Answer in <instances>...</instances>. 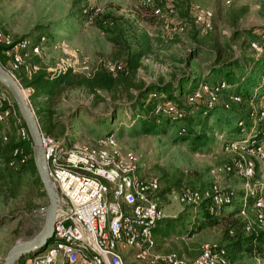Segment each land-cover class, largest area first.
<instances>
[{
  "label": "rangeland",
  "instance_id": "1",
  "mask_svg": "<svg viewBox=\"0 0 264 264\" xmlns=\"http://www.w3.org/2000/svg\"><path fill=\"white\" fill-rule=\"evenodd\" d=\"M195 3L212 9L213 32L203 34L196 26L192 14ZM176 5L178 12L173 19L185 25L183 33L168 31L160 20L152 21L153 17L145 15V9L137 0H0V29L11 32L17 38L34 39L39 36L37 28L47 29V37L58 46L45 47L40 55L31 56L28 63L50 71L73 65L83 57L89 58L94 66L105 62L121 63L127 55L116 43V38L121 36L132 52L141 55L136 70L137 80L169 81L185 73L184 69L191 76L193 74L184 89L187 94L199 87L201 78L207 84L212 83L215 76L211 75V68L217 61L216 57H221L224 62L232 58L234 52L239 55L240 46L248 49L246 37L232 41L230 36L234 29H251L258 33L264 27V5L259 0H188L183 8L176 0ZM86 8L94 16L112 15L116 24L110 26L109 32L98 28L94 19L83 17ZM190 51L193 55L188 56ZM109 97L104 92L95 96L85 90H73L61 96L60 110L74 115L64 138L65 143L82 141L96 146L99 137L113 134L117 147L136 154L141 175L160 180L163 190L159 195L168 193L162 200L165 207H169V214L178 216L185 213L190 220H200L206 208L181 204L176 196L183 189H202L211 185L214 169L229 160L221 150L220 141L226 136H235L238 122L244 120L247 113L234 103L233 107L238 108L240 113L232 114L223 109L229 100L224 94L219 97L220 103L213 115L198 118L192 126L189 124L192 138L188 137V133L186 137L179 135L180 123H166L165 120L158 123L153 133L144 134L142 126L150 121L147 113L109 108L102 100ZM9 134L12 140L16 139L14 126H11ZM203 134L209 137L207 145L192 143V139ZM14 181L17 182L16 191L10 193L6 190L0 197V264H5L13 246L31 240L40 232L48 207V198L44 201L39 197L30 176L14 177ZM223 185L233 189L236 195L233 205L222 211L220 217L236 208L243 195L242 180L227 178ZM188 225L190 229L192 226ZM178 230L180 228L171 232L172 236L164 241L163 248L184 249L188 259L197 257L205 243L222 244L219 226L199 230L190 236H181ZM262 258L264 253L243 252L238 261L230 262L260 264L258 259ZM127 261V264H138V260L131 256L127 257Z\"/></svg>",
  "mask_w": 264,
  "mask_h": 264
},
{
  "label": "built area",
  "instance_id": "2",
  "mask_svg": "<svg viewBox=\"0 0 264 264\" xmlns=\"http://www.w3.org/2000/svg\"><path fill=\"white\" fill-rule=\"evenodd\" d=\"M259 1L264 5V0ZM139 2L152 5L154 0ZM177 12L176 7L168 4L154 7L151 14L163 20L168 31L183 33L185 25L173 19ZM192 14L203 34L214 31V14L210 7L195 3ZM262 37L264 39V29ZM46 44L58 46L46 36L35 41L16 38L11 32L0 29L1 54L7 58L6 63L0 59V65L15 77L28 98L31 88L23 85L18 72L23 67L29 75L36 72L38 67L30 66L28 60L32 55L41 54ZM250 47L257 54H264V42L253 40ZM105 66L115 74L122 68V63L105 62ZM94 67L89 58L83 57L57 71L71 69L89 77ZM228 88L226 82L217 85L201 82L185 99L192 104L207 95V105L213 108L220 103L219 97L224 95L221 92ZM227 96L226 109L231 108L232 103L242 102L240 95L232 93ZM156 110L174 120L183 116L173 102H164ZM248 118L251 127L248 128L242 119L237 124L239 137L222 140L221 150L230 159L214 169L211 185L202 189H183L176 199L194 208L204 206L211 215L221 213L233 205L236 195L233 189L223 185L224 180L238 178L243 181L239 215L245 219V230L264 233V94L251 102ZM22 121L11 93L0 89V141L7 143L10 140L11 126L16 129L18 141L31 140ZM98 142L96 146L82 141L67 144L41 130L48 175L59 193L58 214L52 239L42 249L26 256L24 263L127 264L124 251L136 249L135 257L143 264H231L227 249L213 243L203 244L200 254L191 260L173 252H158L155 229L165 218L159 201L160 180L141 175L136 154L117 147L113 134L99 137ZM29 158L25 148L17 146L8 159L0 156V169L18 168ZM258 260L264 264V258Z\"/></svg>",
  "mask_w": 264,
  "mask_h": 264
},
{
  "label": "trees",
  "instance_id": "3",
  "mask_svg": "<svg viewBox=\"0 0 264 264\" xmlns=\"http://www.w3.org/2000/svg\"><path fill=\"white\" fill-rule=\"evenodd\" d=\"M171 1L172 2H170V0H154L152 5H143L140 2L139 3L142 8L145 9V15L151 17L152 9L157 6L164 7L168 4H172L178 10L176 1ZM83 17L94 19L95 26L108 32L110 31L108 30L110 29V26L116 24L115 18L110 14H102L101 16L98 14L97 16H94V13L91 10H88L86 13L83 11ZM152 17V21L160 20L164 22L154 16ZM37 29L39 36L36 39L31 37L20 38H31L36 41L40 36L47 37V33H49L47 29ZM260 29L261 32L258 33L251 29L246 31L234 29L230 36L232 41L246 37L248 40V49L244 50V48L240 46L241 53L237 55L234 52L232 58L225 60L224 62L221 60V57H216L217 61L211 68V75L215 76L212 79L211 85L226 82L229 85V88L222 91V94L227 95L234 93L242 97V102L235 104L242 107V112L247 113L244 120L248 128L251 127V122L248 118L250 104L264 94V54H257L250 47V42L253 40L264 42L262 37L264 27ZM116 43L121 45L122 49L127 52V55L124 61L121 62L122 68L115 74L108 71L105 63L96 65L92 75L89 77L71 69L61 72L50 71L43 66H40L39 69L31 75L27 73L24 67L18 72V77L22 79L23 85L27 88H31V94L29 96L30 104L43 132L56 139L64 141V138L71 128L70 122L74 115H67V112L63 113V111L60 110L61 96H63L64 93H69L73 90H85L95 96H98L101 92L107 93L110 96L109 99L102 100L109 108L112 107L117 110L123 109L125 112L135 110L143 113L145 111L150 121L149 123L144 122L142 126V133L144 134L153 133L158 126V123L165 120L166 123H180L181 125L178 128L179 135L181 137H186L185 135L188 133V137L192 138V136L189 135L191 131L189 124H193L200 117H210L217 109V106L213 108L208 107L207 95L195 103H187L185 96L189 93L185 94L184 89L187 87L193 74L191 76L189 72H186L187 70L183 69L185 73H182L169 81L158 80L147 82L144 80H137L136 70L139 66L138 60L141 55L132 52L128 42L125 39H122L121 36L116 38ZM47 46L50 45L46 44V47ZM1 49L0 46V59L6 63L7 58L1 55ZM38 55L40 54L32 56ZM189 55H193V51H190L188 53V56ZM30 60L31 59L29 58L28 62ZM29 65L33 66L34 63H30ZM201 79L200 83L206 82L203 78ZM153 94H156L157 96L153 97ZM164 102H173L182 111V118L174 120L170 115L163 112H157L156 109L158 105ZM223 109L232 114L240 113V110L236 107L234 108L233 105L229 109ZM140 113H138V115ZM102 117L106 118L105 116ZM22 122L26 125L24 121ZM235 131V136H226L225 138L227 140H233L239 137L240 130L238 126ZM208 139L209 137L206 136V134H203L202 136H197L192 139V143L198 146H205L207 145ZM220 142L222 144V141ZM17 146L25 148L30 154V158L26 164H23L18 168L5 167L0 169V197L6 193V190L8 192L10 191V193L16 191L17 182L14 181V177L20 178L23 175H28L31 177L34 185L33 187L36 189L39 197L45 201L47 195L33 157L32 140L21 142L18 141L16 137V139L13 140L10 138L7 143H2L0 141V156L8 159L12 150ZM162 190L163 189H160V192ZM240 208L241 205H236V208L230 213L223 215V217H220L221 213L211 215L205 209L204 213L200 215V220L198 221L190 220L188 214L181 213L175 218L161 220L159 222L161 226H157L158 228L155 229V235L161 236V238H169L171 236L169 233L180 228L178 231L181 236H183V234L190 236L199 230L219 226L222 231V244L219 245L224 246L227 249L230 261H238L243 252L255 255L258 253L263 254L264 235L261 232L249 233L245 230L246 222L245 219L239 215ZM188 224L192 226L190 229ZM177 255L181 257L179 254ZM23 261L24 258H21L18 260L17 264H24Z\"/></svg>",
  "mask_w": 264,
  "mask_h": 264
},
{
  "label": "water",
  "instance_id": "4",
  "mask_svg": "<svg viewBox=\"0 0 264 264\" xmlns=\"http://www.w3.org/2000/svg\"><path fill=\"white\" fill-rule=\"evenodd\" d=\"M0 84L13 96L20 115L25 122L33 143V157L48 198V207L43 228L31 240L13 246L7 254L5 264H17L18 260L42 249L53 237L54 224L58 214L59 193L48 175L44 150L41 145V127L30 100L24 94L15 77L0 65Z\"/></svg>",
  "mask_w": 264,
  "mask_h": 264
},
{
  "label": "crops",
  "instance_id": "5",
  "mask_svg": "<svg viewBox=\"0 0 264 264\" xmlns=\"http://www.w3.org/2000/svg\"><path fill=\"white\" fill-rule=\"evenodd\" d=\"M174 1H176V0H174ZM177 1H179L182 5V8H183V5H185V3H187L188 2V0H177ZM170 2H172L171 0H170ZM213 20H214V18H213ZM2 55V54H1ZM3 56V55H2ZM207 187V186H206ZM163 187H161V189H162ZM202 188H205L204 186L202 187ZM160 194V193H159ZM166 195H168V193H166ZM166 195H159V201H160V203H161V206L163 207V209H164V212H165V218L164 219H166V218H175V217H177L176 215L177 214H175V215H173V214H169V212H167V210L169 209V207L167 208V207H165V204H164V202H163V197L164 196H166ZM239 199H241V197L239 198ZM241 205V202L239 201V206ZM170 210H171V207H170ZM159 226H161V224H158V227ZM157 227V228H158ZM171 236H172V234L171 233H169ZM155 240H156V243H157V247H156V250L158 251V252H161V253H166V252H176L177 254H179L182 258H184V259H187V260H191V259H188L186 256H187V252L184 250V249H181V248H171V249H169V250H171V251H169V250H165L164 248H163V243H164V241H166V240H168V238H161V236H157V235H155ZM135 252H136V249H129V250H126V251H124V256H125V258H126V261H127V257L128 256H131V258L133 257V258H135L136 259V257H135ZM136 260H138V259H136ZM128 262V261H127ZM138 262V264H143L142 262H140L139 260L137 261Z\"/></svg>",
  "mask_w": 264,
  "mask_h": 264
},
{
  "label": "bare ground",
  "instance_id": "6",
  "mask_svg": "<svg viewBox=\"0 0 264 264\" xmlns=\"http://www.w3.org/2000/svg\"><path fill=\"white\" fill-rule=\"evenodd\" d=\"M25 94L27 95V93L25 92Z\"/></svg>",
  "mask_w": 264,
  "mask_h": 264
}]
</instances>
